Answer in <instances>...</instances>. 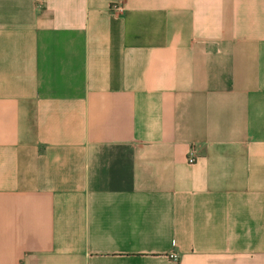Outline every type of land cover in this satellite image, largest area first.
<instances>
[{"label": "crops", "instance_id": "crops-1", "mask_svg": "<svg viewBox=\"0 0 264 264\" xmlns=\"http://www.w3.org/2000/svg\"><path fill=\"white\" fill-rule=\"evenodd\" d=\"M0 264H264V0H0Z\"/></svg>", "mask_w": 264, "mask_h": 264}, {"label": "built area", "instance_id": "built-area-1", "mask_svg": "<svg viewBox=\"0 0 264 264\" xmlns=\"http://www.w3.org/2000/svg\"><path fill=\"white\" fill-rule=\"evenodd\" d=\"M113 8L117 11H123V7L121 5H114ZM196 158H197L196 152L194 149H192L188 156V162L194 163L196 161ZM172 256L174 257L175 254H172Z\"/></svg>", "mask_w": 264, "mask_h": 264}]
</instances>
